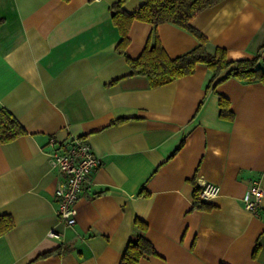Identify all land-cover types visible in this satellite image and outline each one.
Masks as SVG:
<instances>
[{
  "label": "crops",
  "instance_id": "crops-1",
  "mask_svg": "<svg viewBox=\"0 0 264 264\" xmlns=\"http://www.w3.org/2000/svg\"><path fill=\"white\" fill-rule=\"evenodd\" d=\"M115 1L0 0V108L26 130L0 142V216L14 223L0 235V264H119L136 219L155 251L137 264H264V195L257 213L242 200L252 181L264 189V82L210 83L198 64L152 87L116 49ZM191 24L207 51L264 66V0H222ZM154 30L170 57L198 43L172 23L134 20L127 55L137 57ZM221 97L232 117L221 114ZM76 136L98 164L68 225L49 154ZM203 181L220 191L198 208Z\"/></svg>",
  "mask_w": 264,
  "mask_h": 264
},
{
  "label": "trees",
  "instance_id": "trees-1",
  "mask_svg": "<svg viewBox=\"0 0 264 264\" xmlns=\"http://www.w3.org/2000/svg\"><path fill=\"white\" fill-rule=\"evenodd\" d=\"M127 1L117 0L110 5L113 23L121 35L116 49L125 55L131 74L145 76L152 87L191 74L198 64H204L210 70V83L216 79V82H221L229 77L264 82V66L258 63V57L229 60L226 50L222 47H215L209 52L206 49L207 38L192 26L191 21L198 12L222 0H141L140 5L131 12L124 9ZM134 20L151 23L154 27L161 23H172L191 33L198 43L187 52L170 57L154 30L152 41L147 42L140 54L132 58L127 55L126 48L129 44L128 30ZM220 112L232 117L228 102L223 97L220 98ZM25 133L26 130L14 116L6 108H0V142L12 141ZM199 192L200 188H194V206L207 208L208 205L201 201ZM13 224L10 216L1 215L0 235L9 231ZM134 224L137 231L127 241L119 264H137L142 257L155 253L152 244L144 236L146 223L136 219ZM257 251L258 244L253 255Z\"/></svg>",
  "mask_w": 264,
  "mask_h": 264
},
{
  "label": "built area",
  "instance_id": "built-area-1",
  "mask_svg": "<svg viewBox=\"0 0 264 264\" xmlns=\"http://www.w3.org/2000/svg\"><path fill=\"white\" fill-rule=\"evenodd\" d=\"M55 141V138L50 139L52 145ZM49 162L60 177L56 188L57 214L66 224L73 225L78 212L76 207L78 196L82 188L90 183L91 173L98 160L87 138L76 136L66 144L55 147L49 154ZM200 185L199 197L203 202L210 201L219 194L220 188L217 184L203 181ZM262 195L264 189L261 188L259 181H252L242 196L244 208L257 213ZM49 234L55 235V232L50 231Z\"/></svg>",
  "mask_w": 264,
  "mask_h": 264
}]
</instances>
